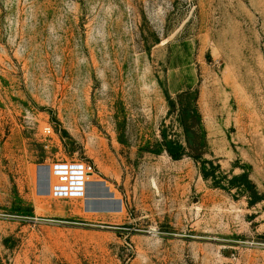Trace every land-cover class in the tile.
<instances>
[{
    "label": "rangeland",
    "instance_id": "1",
    "mask_svg": "<svg viewBox=\"0 0 264 264\" xmlns=\"http://www.w3.org/2000/svg\"><path fill=\"white\" fill-rule=\"evenodd\" d=\"M0 264H264V0H0Z\"/></svg>",
    "mask_w": 264,
    "mask_h": 264
},
{
    "label": "built area",
    "instance_id": "2",
    "mask_svg": "<svg viewBox=\"0 0 264 264\" xmlns=\"http://www.w3.org/2000/svg\"><path fill=\"white\" fill-rule=\"evenodd\" d=\"M53 132L51 125L44 127L45 134ZM40 171L44 180V186L39 188L40 193L53 198L87 199L90 186L94 182H100L95 179L96 173L89 163L79 159H58L42 164Z\"/></svg>",
    "mask_w": 264,
    "mask_h": 264
},
{
    "label": "bare ground",
    "instance_id": "3",
    "mask_svg": "<svg viewBox=\"0 0 264 264\" xmlns=\"http://www.w3.org/2000/svg\"><path fill=\"white\" fill-rule=\"evenodd\" d=\"M100 185V186H99ZM100 187L101 188V184L100 183H98V185L97 184H95V183H93L91 186H90V191H89V196H88V198L86 199V201H87V204H88V208H89V204H94V202L96 201V200H98V199H93V198H95V197H93L94 195H95V190L97 189L96 187ZM107 197H109V196H107ZM100 201V200H99ZM105 203L106 202H104V203H102L101 205H100V207L101 208H104V209H107V208H117V207H109V206H106L105 205Z\"/></svg>",
    "mask_w": 264,
    "mask_h": 264
},
{
    "label": "crops",
    "instance_id": "4",
    "mask_svg": "<svg viewBox=\"0 0 264 264\" xmlns=\"http://www.w3.org/2000/svg\"><path fill=\"white\" fill-rule=\"evenodd\" d=\"M42 178V177H41ZM44 186V180H43V178L41 179V181H40V187L39 188H42ZM56 199H63V198H56ZM86 200V199H85ZM87 203V202H86ZM96 204H99V201L98 202H94V204L92 205V204H89V208H88V204H87V209L89 210V209H92V210H90L91 212H93V210L94 209H99V207H100V205L98 206V205H96ZM101 208V207H100ZM102 209H104V208H102ZM115 210H118V209H114L113 211H115ZM100 211H103V210H100Z\"/></svg>",
    "mask_w": 264,
    "mask_h": 264
},
{
    "label": "trees",
    "instance_id": "5",
    "mask_svg": "<svg viewBox=\"0 0 264 264\" xmlns=\"http://www.w3.org/2000/svg\"><path fill=\"white\" fill-rule=\"evenodd\" d=\"M245 178H247L248 179V177L246 176Z\"/></svg>",
    "mask_w": 264,
    "mask_h": 264
}]
</instances>
